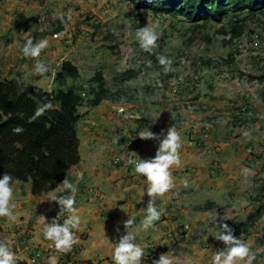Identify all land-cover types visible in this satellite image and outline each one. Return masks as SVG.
<instances>
[{"label":"rangeland","instance_id":"obj_1","mask_svg":"<svg viewBox=\"0 0 264 264\" xmlns=\"http://www.w3.org/2000/svg\"><path fill=\"white\" fill-rule=\"evenodd\" d=\"M238 17L242 36L230 40L231 22L228 20L191 23L177 14L137 10L126 0H0V32L10 33L14 29L18 32L7 43L16 39L22 45L30 38L35 42L49 40V37L60 41L65 57L71 58L80 69L79 82L87 84L84 92L89 90L95 74L102 73L110 91L107 100L131 105L137 110L135 130L154 133L162 128L159 117L165 108L160 110V107L165 105L171 116L167 126H175L187 145L193 135L203 139L202 143L192 141L194 145L190 147L198 151L196 161L211 164L215 173L218 169L214 168L215 142L235 140L238 146L244 145L250 151L248 164H257L261 158L264 162V12L252 15L245 11ZM149 23L160 35L155 54L144 52L135 35L137 28ZM55 44L52 43L54 48ZM158 55L171 59L174 70L165 72ZM56 74L54 72L52 78ZM75 82L68 79L65 88ZM45 86L48 92L61 88ZM83 107L81 111L88 105ZM81 116L83 118L84 114ZM215 127L220 133L216 139ZM80 130L82 132L83 123ZM107 136L114 142L118 140L117 134L109 132ZM132 139L131 145H137L136 136ZM242 141L245 142L242 144ZM127 155L132 159V154ZM200 202L196 204L197 209L215 205L203 202V206H198ZM217 205L222 210L223 207ZM263 208L255 209L248 216L230 218L227 223L237 237L258 235L256 223ZM218 217L214 214L199 222V226L198 222H188L185 231L177 237L185 239L186 244L179 245L177 241L158 251L170 252L178 262H183L187 254L205 253V259L211 261L213 253L225 248L222 243L224 246L215 249ZM254 238L250 246L256 253L253 264H264V231ZM159 257L160 254L151 256L148 264ZM19 258L17 256V262Z\"/></svg>","mask_w":264,"mask_h":264},{"label":"crops","instance_id":"obj_2","mask_svg":"<svg viewBox=\"0 0 264 264\" xmlns=\"http://www.w3.org/2000/svg\"><path fill=\"white\" fill-rule=\"evenodd\" d=\"M17 34L16 29L10 33L0 32V79L16 81L24 93H27L31 86L47 90L45 85L48 89L50 85H58L52 74L60 71L64 61H72L71 58L65 57L60 41L49 37V47L38 58L47 65L49 71L44 77H40L34 72L36 60L22 55L24 43L19 45L16 39L7 43ZM52 43H56L55 48ZM4 44L8 46L5 47ZM79 80L75 85L87 87L85 82ZM82 108L79 112L84 114L81 118L83 122L80 120L77 126L81 161L66 177L78 188L75 195L76 207L81 217V228L76 233L78 243L68 254L57 252L55 248L50 250L54 245L43 238L40 216H45L47 222L57 216L59 205L49 199L51 195L60 193H53V190L41 197H35L32 194L31 180L16 181L13 187L18 219L16 223H9L6 218H0V234L7 239L16 256L20 257L18 264H50L52 257L56 258L57 264H113L111 257L115 244L126 234L124 221L130 216L134 220L133 228H136L146 215L145 210L150 199L146 193V180L135 174L134 166L129 164L130 155L127 154H132V159L154 158L159 142L139 138V133L145 130L134 129L138 114L131 105L104 100L97 107H87L85 111H81ZM160 110H163L162 116L159 117L162 118V128H158L154 133L166 135L170 128L167 125L171 116L165 105H162ZM109 132L117 134L116 142L108 139ZM218 132L219 128L215 127V139L220 134ZM134 136L138 143L133 146L130 140ZM192 139L194 144L204 141L195 138V135ZM182 141V163L179 168L173 169L175 187L164 198L155 200V206L162 212V216L153 229L140 230L137 234L136 243L145 250L142 264H148L151 256L163 254L158 250L169 248L172 243L179 241V245L186 244L185 239L177 237L185 231L184 226L188 222H198L199 226V222L215 214L216 218L219 216L216 221L218 224L227 223L232 220L230 218L248 216L255 209L264 207L262 158L257 160V164L250 166L246 161L250 152L246 146H238L235 140L218 144L215 142L214 168L218 167L215 173L211 164L204 165L203 162L196 161L198 151L190 147L194 145L192 141L189 145L185 139ZM243 142L245 141H242V144ZM117 158L121 159L119 163H115ZM245 168L250 169L252 174L245 176L242 171ZM199 201L201 202L198 206H203V202L215 205L205 210L202 207L197 209L196 204ZM217 204L223 207L222 210ZM224 216L228 220H223ZM59 222L62 224L63 218ZM256 229L258 235L254 236L258 237L264 231V210L256 223ZM218 231L215 226V234H219ZM243 236L250 246L255 242L252 234ZM222 243L218 239L215 240V249L220 248ZM205 254H187L183 256V262L176 260V264H205L210 261L205 259Z\"/></svg>","mask_w":264,"mask_h":264},{"label":"trees","instance_id":"obj_3","mask_svg":"<svg viewBox=\"0 0 264 264\" xmlns=\"http://www.w3.org/2000/svg\"><path fill=\"white\" fill-rule=\"evenodd\" d=\"M126 1L137 10L177 14L191 23L228 20L231 22L230 40L242 36L241 20L237 19L241 13L264 12V0ZM80 77V69L73 62L64 61L55 77L61 88L53 92L34 86L24 93L17 82L0 79V177L7 172L14 177V182L31 180L35 197L55 190L68 172L80 163L77 126L82 116L79 109L84 105L94 108L109 99L110 91L100 72L91 79L86 93V87L82 85L65 88L68 79L77 81ZM46 100L54 104V109L30 123L29 118ZM17 125L24 128L22 134L12 132Z\"/></svg>","mask_w":264,"mask_h":264},{"label":"clouds","instance_id":"obj_4","mask_svg":"<svg viewBox=\"0 0 264 264\" xmlns=\"http://www.w3.org/2000/svg\"><path fill=\"white\" fill-rule=\"evenodd\" d=\"M136 39L140 48L149 54H155V50L159 47L158 41L160 35L156 27L150 23L142 28L136 29ZM49 47L47 38L35 40L27 39L21 49L22 55L25 58L36 60L34 64V72L37 76L44 77L49 69L47 65L39 60L42 52ZM159 64L165 72L174 70L172 68L173 61L164 55H158ZM54 104L50 100H46L39 106L35 113L29 118V122H34L47 111L54 109ZM14 134H22L24 128L15 126L12 128ZM161 136L163 138L161 139ZM139 138L142 140H154L159 142L154 158L150 159H130L129 164L134 166L135 174L142 176L147 184V196L150 198L146 207V215L141 224L133 228L134 220L129 216V219L124 221L126 234L122 235L115 244L112 253L113 264H142L145 257L144 248L136 243L137 234L140 230L148 231L155 227V223L160 220L162 212L155 206L156 198H164L175 187V178L173 169L181 166V150L183 141L180 132L175 126L167 130V134L157 135L151 130L142 131L139 133ZM245 176L252 174L250 169H243ZM50 181L49 183H53ZM14 177L5 172L0 177V218H6L9 223L17 222L14 194ZM78 188L75 184L65 178L60 185L53 191L59 192V195H51L50 201L59 205V212L51 222H47L45 216H40L43 238L50 241L57 252L68 254L72 251L74 245L78 243L76 233L81 228V217L79 210L76 207L75 195ZM63 218V223L59 221ZM223 220H228L226 216ZM219 229V234L216 239L223 242L225 248L216 251L211 257L210 264H253L256 260V253L252 251L250 245L245 241L243 234L237 237L234 230L227 223H219L216 226ZM119 231V228H117ZM0 264H17V256L12 246L7 239L0 234ZM50 264H57L56 258H50ZM152 264H176L175 258L170 254H161L159 259L153 260Z\"/></svg>","mask_w":264,"mask_h":264},{"label":"built area","instance_id":"obj_5","mask_svg":"<svg viewBox=\"0 0 264 264\" xmlns=\"http://www.w3.org/2000/svg\"><path fill=\"white\" fill-rule=\"evenodd\" d=\"M57 36H58V34L55 35V37H57ZM82 95L85 96L84 93H83ZM120 161H121L120 158H117V159L115 160L116 163H119ZM254 165H255V164H254ZM254 165H250V166H254ZM50 249H54V246H51Z\"/></svg>","mask_w":264,"mask_h":264}]
</instances>
